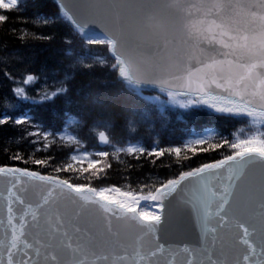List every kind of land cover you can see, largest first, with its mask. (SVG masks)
<instances>
[{
    "label": "snow or ice",
    "instance_id": "obj_1",
    "mask_svg": "<svg viewBox=\"0 0 264 264\" xmlns=\"http://www.w3.org/2000/svg\"><path fill=\"white\" fill-rule=\"evenodd\" d=\"M57 5L40 22L54 27L66 21L74 30L69 46L77 39L88 52L105 46L110 59L97 61L73 50L57 65L40 69L14 51L0 57L5 67L19 65L4 72L17 99L5 103L0 126L18 127L19 139L31 148L25 154L18 147L8 159L44 169L0 163V264H264V0H57ZM20 6L19 0H0V9ZM8 19L0 14V24ZM97 65L116 73L125 97L119 110L97 92L71 130L45 127L27 113L10 114L17 100H71L75 75ZM146 91L157 94L145 96ZM140 99L156 102L157 116L173 105L243 124L231 136L193 130L176 146L131 141L124 146L118 127L131 135L147 125L159 134L152 110L141 107ZM90 125L117 161L121 153L137 162L167 153L180 170L158 184L140 182L139 190L131 184L71 182L61 173L104 180L112 167L109 151H92L81 137L80 129ZM57 146L70 156L57 159L49 151ZM216 150L225 154L195 167L185 164L187 153ZM37 151L48 154L36 157Z\"/></svg>",
    "mask_w": 264,
    "mask_h": 264
},
{
    "label": "trees",
    "instance_id": "obj_2",
    "mask_svg": "<svg viewBox=\"0 0 264 264\" xmlns=\"http://www.w3.org/2000/svg\"><path fill=\"white\" fill-rule=\"evenodd\" d=\"M20 7L17 9H0V14L6 15L9 19L0 24V57L5 52H16L24 56L32 66L43 69L51 68L62 61L65 56L75 50V52L91 56L95 60L110 59V53L105 46H91L92 51L88 52L77 39L72 46L67 44V40L73 39V29L65 21L53 26H44L40 21L43 17H50L58 10V5L54 0H19ZM31 33L32 35H23ZM43 35H53L52 40L38 39ZM18 69L19 65L9 62L8 67L4 66L0 60V112L5 110L4 105L7 101L15 100L11 91V82L4 76V72L9 69ZM51 75L49 83H52ZM19 79V76H17ZM76 89L71 100H58L55 103L33 104L30 101H21V107L10 111L12 115L27 113L34 119L40 121L45 127L64 128L69 130L77 127V122H82V114L92 107V97L101 93L99 100L109 104L117 110L125 103V97L120 91V85L116 82V73L110 67L95 66L91 72L83 70L75 75ZM31 88L32 86H28ZM152 91H146L145 96L156 95ZM141 107L152 110V118L156 121V132H150L147 125L142 126L137 133L128 135L116 129V134L120 136L124 146L131 142L143 143L145 147L158 144L161 147L176 146L183 143L191 132L204 134L211 129L218 135L231 136L243 122L230 119L226 116L211 113L204 109L184 110L177 106L165 105L163 116H157L156 111L159 105L151 100L140 99ZM71 120V121H70ZM75 120V121H73ZM163 125V128H161ZM80 135L86 141V146L92 151L105 150L110 155L107 161L112 167L106 169L108 178L98 180L90 176V173H61L75 183H90L93 186H107L116 184L126 188L131 184L133 190H139L140 182L146 184L159 183L161 179L175 175L180 169L175 166V156L165 154L163 157L153 158L143 156L137 162L132 156L120 154V161L112 155V149L108 146L100 147L96 138V129L93 126L80 129ZM20 132L17 128L10 126H0V163H16L21 167H31L36 170H44L41 166L27 165L20 161H10L8 153L14 152L19 147L22 153H29L30 146H26L24 141L19 139ZM57 159H65L70 156L67 149L59 146L50 149ZM47 152H35L36 157L47 155ZM225 154L222 150L210 151L208 153H187L190 157L185 164L192 167L211 159H219ZM182 157L185 153L182 151ZM155 159V163H152ZM163 162V164H162ZM132 165V167H129ZM170 165V166H169ZM125 177H128L126 180Z\"/></svg>",
    "mask_w": 264,
    "mask_h": 264
},
{
    "label": "rangeland",
    "instance_id": "obj_3",
    "mask_svg": "<svg viewBox=\"0 0 264 264\" xmlns=\"http://www.w3.org/2000/svg\"><path fill=\"white\" fill-rule=\"evenodd\" d=\"M17 99V98H16ZM21 107V101H18L17 100V104H16V108H15V110L16 109H18V108H20ZM12 111H14V110H12ZM71 121V120H70ZM73 121H75V120H73Z\"/></svg>",
    "mask_w": 264,
    "mask_h": 264
},
{
    "label": "water",
    "instance_id": "obj_4",
    "mask_svg": "<svg viewBox=\"0 0 264 264\" xmlns=\"http://www.w3.org/2000/svg\"><path fill=\"white\" fill-rule=\"evenodd\" d=\"M55 2H57V0H54ZM99 145L101 146V147H105L106 145H103V144H100L99 143Z\"/></svg>",
    "mask_w": 264,
    "mask_h": 264
}]
</instances>
